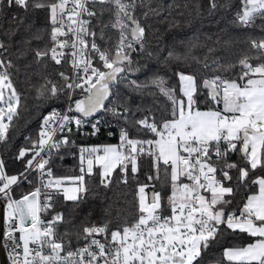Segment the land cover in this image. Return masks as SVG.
<instances>
[{
  "label": "snow or ice",
  "instance_id": "1",
  "mask_svg": "<svg viewBox=\"0 0 264 264\" xmlns=\"http://www.w3.org/2000/svg\"><path fill=\"white\" fill-rule=\"evenodd\" d=\"M4 5L25 10L47 7L52 47L38 50L36 56L43 59L50 54L57 65L67 57L72 69L71 75L58 73L62 84L47 80L41 86V96L67 94L69 105L64 113L53 109L43 116L36 140L26 138L30 146L21 147L16 157L25 161L24 170L9 175L0 159V198L6 203V229L0 239L12 249V264H201L203 254L229 230L247 234L250 242L224 248L227 264H264V175L250 179L258 168L264 171V38L251 41L257 55L245 54L235 64L219 65L225 72L239 66L230 76L214 74L198 80L192 74L175 73L179 93L158 74L144 83L127 81L138 90L157 88L170 105L159 117L130 120L128 100L119 101L114 85L125 80L126 72L138 70L132 68L136 45L144 50L145 29L134 15L135 0H49L47 4L0 0ZM257 17L264 18V0H241L236 22L251 26ZM109 29L116 30L118 38L101 47L98 40L105 45L112 40ZM4 47L0 42V49ZM11 67L10 61L0 59V142L8 140L19 116L21 96L8 71ZM77 90L79 98L74 99ZM102 112L123 119L148 138H134L122 125L119 144L79 148L80 175L56 176L49 166L53 153L75 146L64 133H71L72 125L80 131L90 124V134L95 135L103 119L89 118ZM233 154L239 159L232 160ZM142 158L150 160L151 174L146 176L149 183L137 181L138 203L131 220L115 229H110V221L83 224L76 237L84 243L73 248L65 242L69 232L58 234L64 214L43 218L54 211L57 195L78 202L80 194L88 191L85 177L93 175L94 167L104 187L111 185L117 169L127 184L129 172L135 178L140 171ZM33 172L35 187L15 198L13 186L32 185ZM154 182H159V190ZM241 188L244 192L236 200Z\"/></svg>",
  "mask_w": 264,
  "mask_h": 264
},
{
  "label": "trees",
  "instance_id": "2",
  "mask_svg": "<svg viewBox=\"0 0 264 264\" xmlns=\"http://www.w3.org/2000/svg\"><path fill=\"white\" fill-rule=\"evenodd\" d=\"M41 2L47 4L49 0ZM212 2L213 0H135L134 15L145 29L144 50L140 51L138 45L137 51L132 53V68L138 70L126 72L125 80L114 85L119 101L123 103L125 99L128 100L130 120L140 119L149 113L159 117L170 105L157 88L138 90L129 86L127 81L144 83L153 74H158L165 77L167 87H175L179 93V80L175 75L177 72L193 74L198 80L214 74L230 76L239 70V66L231 72H225L219 69V65L235 64L245 54L257 55L256 50L251 49V41L264 38V18L257 17L251 26H244L236 22V13L241 10V0H215V8L212 7ZM107 19L108 13H105L104 20ZM95 23L93 20V24ZM96 30L99 31L98 28ZM50 31V12L47 7L30 6L25 10L17 6H0V42L5 45L0 49V59L11 62L12 67L8 71L21 96L19 116L12 122L8 140L1 144V154L9 173L24 169L25 161L16 158L19 149L30 146L26 138H38L43 116L53 105L64 100L63 94L58 97H51L47 92L40 95L41 86L47 80L62 84L58 73H68L69 70L67 59L57 65L50 59V54L43 59L36 56L38 50L46 51L52 47ZM108 34L112 37L109 45L98 40L102 47L111 46L117 37L114 29H109ZM213 61L217 63L213 64ZM252 63L256 61L253 60ZM205 64L210 67L205 68ZM214 68L219 70L214 73ZM137 105L140 106L139 110ZM201 107H204L203 103ZM107 116L110 120H116L118 125L128 127L130 136L147 137L144 132H138L136 127L125 125L123 119H117L111 113H107ZM61 151L53 156V162L59 174H70L77 166L75 155L72 149ZM231 159L238 160V154H233ZM139 164L140 171L135 178L129 172L127 184L121 181V173L117 169L113 173L111 185L104 187L100 182L99 169L94 167L93 175L85 177L88 191L80 194L78 202L66 201L62 194L55 197L54 211L45 216L51 218L54 212L64 214L65 222L58 225V234L69 232L65 237L66 243L70 241L75 246L80 242L76 233H82L83 224H103L110 221V227L116 228L125 219H132L138 203L137 181L149 183L146 176L151 174L150 160L142 158ZM259 175H264V171L258 168L250 174V179ZM33 177L30 174L29 179L33 180ZM154 183L159 190V182ZM32 185L23 183L16 187L15 193H23L32 188ZM243 192L244 189L241 188L235 199L240 200ZM167 194L168 190L165 188L164 195ZM248 241L247 234H231L229 230V234L221 237L219 243H214L203 254L201 264L218 261L220 264H227L222 257L223 249Z\"/></svg>",
  "mask_w": 264,
  "mask_h": 264
},
{
  "label": "built area",
  "instance_id": "3",
  "mask_svg": "<svg viewBox=\"0 0 264 264\" xmlns=\"http://www.w3.org/2000/svg\"><path fill=\"white\" fill-rule=\"evenodd\" d=\"M117 38H118V32H117L116 39ZM116 39H115V41H116ZM115 41L113 42V44L115 43ZM97 42L100 43L99 41H97ZM137 46L138 45H136V48H137ZM65 59H67V61H68L67 57H65L63 60H65ZM68 66H69V64H68ZM71 72H72V69L69 67L68 74L71 75ZM78 91L79 90H77V95L74 96V99L79 98ZM63 95H64V100L60 104L53 105L48 110V112L45 115L49 114L53 109H55V110H57V111H59L61 113H64V112L67 111V108H68V105H69V100H68L67 94H63ZM109 107H111V105ZM69 114L72 115L74 113H69ZM76 115H78V114H76ZM151 115H154V114L153 113H149L147 116H151ZM101 118L103 119V122L99 125L100 131L98 133H96L95 135H91L90 134L92 132V128H91L90 124L85 125L80 131H77L75 125H72L71 126L72 127V132L71 133L65 132L64 134L68 135L71 140L75 141V146L62 147L59 150L58 153H56V152L53 153V156H54V155H57V154L61 153L62 149H72L73 150V154L75 155L76 162H77V166H76V169H75V173L77 175H80V171H79V169H80V158H79L80 157V152H79V148L80 147L103 146V145H106V144H119V128H120V125L117 124L116 120H110V118L107 116V113L105 114L103 112L99 113V114H97L94 117L89 118V119L97 120V119H101ZM109 133H112V135H109ZM59 138H60V135L58 134L56 136V139H59ZM140 138H143V137H140ZM146 138H148V137H146ZM1 144H2V142H0V159L3 160V157H2V154H1ZM53 156L51 158V162H50L49 166L52 168V170H53V172H54V174L56 176H64V175H61V174H59L57 172L56 166H55V164L53 162ZM85 167H86V164H85ZM5 171L9 175H13V174H17L18 173V172L9 173L6 170V168H5ZM31 174L34 175V177H33V185H32V188H30L29 190H26L25 192L31 191L36 185V181H35L36 173L33 172ZM111 180H112V178H111ZM100 182H101V178H100ZM15 190H16V186H13V196L15 198H17V199L21 198V195L23 193H25V192H23V193H20V194H16ZM0 205H1V209H2V221H1V237H2L3 233H4L5 229H6V224H5V220H4L6 203H5V201L2 198H0ZM165 214H167V213H165ZM43 218L45 220L50 219V218H47L45 215H43ZM95 224L100 225L98 223H95ZM110 229H115V228H111L110 227ZM16 235L18 237L19 233H16ZM97 238L101 239L103 241L102 237H97ZM1 243H2V248H3V253H4V258H5L6 264H12V261L9 258V252L12 251V249L10 247H5L2 239H1ZM83 243H84V241L81 239L78 244H76L75 246H72V247L75 248L77 246H82ZM0 264H2L1 260H0Z\"/></svg>",
  "mask_w": 264,
  "mask_h": 264
},
{
  "label": "water",
  "instance_id": "4",
  "mask_svg": "<svg viewBox=\"0 0 264 264\" xmlns=\"http://www.w3.org/2000/svg\"><path fill=\"white\" fill-rule=\"evenodd\" d=\"M1 221H2V209H1V205H0V237H1ZM0 260H1L2 264H6V261H5V258H4V253H3L1 239H0Z\"/></svg>",
  "mask_w": 264,
  "mask_h": 264
},
{
  "label": "rangeland",
  "instance_id": "5",
  "mask_svg": "<svg viewBox=\"0 0 264 264\" xmlns=\"http://www.w3.org/2000/svg\"><path fill=\"white\" fill-rule=\"evenodd\" d=\"M77 174L75 173V171H72V172H70V174H66V175H64V176H76ZM151 191L152 190H148V189H146V193H148L149 195L151 194ZM6 210V209H5Z\"/></svg>",
  "mask_w": 264,
  "mask_h": 264
},
{
  "label": "crops",
  "instance_id": "6",
  "mask_svg": "<svg viewBox=\"0 0 264 264\" xmlns=\"http://www.w3.org/2000/svg\"><path fill=\"white\" fill-rule=\"evenodd\" d=\"M185 74H190V73H187V72H184ZM193 75V74H192ZM203 108V107H202ZM140 138V137H139ZM165 213H167V211H165ZM248 242H250V241H248ZM248 242H246V243H248ZM226 247H232V246H226ZM225 247V248H226ZM223 252V251H222ZM210 264H217V263H215V262H212V263H210Z\"/></svg>",
  "mask_w": 264,
  "mask_h": 264
}]
</instances>
